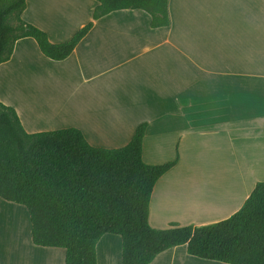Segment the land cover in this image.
Segmentation results:
<instances>
[{"label":"crops","instance_id":"obj_1","mask_svg":"<svg viewBox=\"0 0 264 264\" xmlns=\"http://www.w3.org/2000/svg\"><path fill=\"white\" fill-rule=\"evenodd\" d=\"M96 4L26 0L22 18L61 42L91 20ZM168 13V26L151 27L142 9L111 11L60 61L22 37L0 63V101L27 132L73 126L90 144L115 148L145 122L146 163L178 154L151 192L154 228L223 220L264 180V0H168ZM52 96L69 117L35 123L26 108L44 110ZM0 219V264H64L62 248L32 242L23 205L0 197ZM95 250L97 264H122L119 235L103 234ZM149 264L229 263L180 244Z\"/></svg>","mask_w":264,"mask_h":264},{"label":"trees","instance_id":"obj_2","mask_svg":"<svg viewBox=\"0 0 264 264\" xmlns=\"http://www.w3.org/2000/svg\"><path fill=\"white\" fill-rule=\"evenodd\" d=\"M91 20L66 41L25 21L26 0H0V63L17 39L31 37L47 58H67L94 20L120 9H142L151 27L168 26V0H96ZM146 123L120 147L90 144L77 127L27 132L16 109L0 101V197L23 205L31 240L62 248L64 264H97L95 246L105 233L121 238L122 264H149L163 250L185 244L189 254L229 264H264V180L256 182L229 217L204 225L149 224L157 179L178 160L142 158Z\"/></svg>","mask_w":264,"mask_h":264},{"label":"bare ground","instance_id":"obj_3","mask_svg":"<svg viewBox=\"0 0 264 264\" xmlns=\"http://www.w3.org/2000/svg\"><path fill=\"white\" fill-rule=\"evenodd\" d=\"M62 102V101H61ZM40 104V103H39ZM49 106H47L48 107V110L46 109V111H40V110H38V108L37 109H35L36 107H34V109H33V112L31 113V112H29V111H27L26 110V112H27V115L29 116V117H33V119L35 118V117H38V118H41L42 120H43V118L45 119V118H47V117H52V115H55V114H59V115H62L63 113V116L64 117H66L65 115L66 114H69L68 113V111H66L67 109L66 108H58L57 109V107L59 106L58 105V101H49ZM30 106H32L31 104H30ZM35 106H37V105H35ZM41 106H39V108H40ZM63 112H62V111ZM59 112H62V114H60ZM66 113V114H65ZM32 119V120H33ZM41 120V121H42ZM36 123V122H35Z\"/></svg>","mask_w":264,"mask_h":264},{"label":"rangeland","instance_id":"obj_4","mask_svg":"<svg viewBox=\"0 0 264 264\" xmlns=\"http://www.w3.org/2000/svg\"><path fill=\"white\" fill-rule=\"evenodd\" d=\"M51 95V94H50ZM52 99H54V101L56 100V101H60L61 102V100L60 99H56V97H51ZM31 107H28V108H26V110H28L29 112H33V109H34V107H36L35 109H37L38 108V110H40L41 112L42 111H46V109L48 110V105H49V103L47 104V105H45V107H44V110L43 109H41V108H39V106H38V104L37 103H31ZM35 105H37V106H35ZM46 108V109H45ZM62 111V110H61ZM63 112V111H62ZM62 112H59L60 114H62ZM64 114V113H63ZM66 114V113H65ZM58 116H60V117H62L61 115H57V114H55V115H52V117H50V119H48V118H43V120L41 119V118H38V117H35L34 119H33V117H30L31 119H33V121L34 122H37V124H41L42 122H45V121H63V120H61V118H57ZM66 117H69V114H66L65 115ZM42 120V121H41ZM3 221H5V220H3V219H0V226L3 224ZM171 223H174V222H171ZM176 223V222H175ZM5 226H6V224H4ZM169 225H170V223H169ZM7 227V226H6Z\"/></svg>","mask_w":264,"mask_h":264}]
</instances>
